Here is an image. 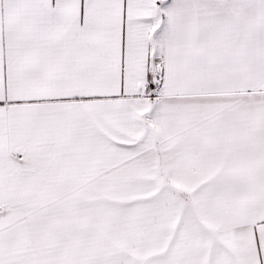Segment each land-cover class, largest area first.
<instances>
[{
    "label": "snow or ice",
    "instance_id": "snow-or-ice-1",
    "mask_svg": "<svg viewBox=\"0 0 264 264\" xmlns=\"http://www.w3.org/2000/svg\"><path fill=\"white\" fill-rule=\"evenodd\" d=\"M0 264H264V0H0Z\"/></svg>",
    "mask_w": 264,
    "mask_h": 264
}]
</instances>
